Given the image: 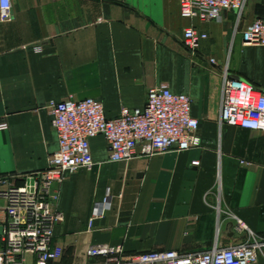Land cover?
<instances>
[{
    "label": "crops",
    "instance_id": "crops-1",
    "mask_svg": "<svg viewBox=\"0 0 264 264\" xmlns=\"http://www.w3.org/2000/svg\"><path fill=\"white\" fill-rule=\"evenodd\" d=\"M12 14L0 22V120L9 125L0 132V176H15L17 186L48 169L58 150L53 103L96 99L115 119L167 84L191 97L199 121V147L129 161H110L104 137L92 139L95 165L56 185L63 221L49 264H103L88 254L95 245L125 255L228 247L249 239L235 218L264 241V133L221 125L227 65L264 92V47L242 40L264 17V0H249L239 23L236 11L183 19L180 0H12ZM189 27L201 41L194 54L183 44ZM8 204L0 196V227Z\"/></svg>",
    "mask_w": 264,
    "mask_h": 264
},
{
    "label": "built area",
    "instance_id": "built-area-1",
    "mask_svg": "<svg viewBox=\"0 0 264 264\" xmlns=\"http://www.w3.org/2000/svg\"><path fill=\"white\" fill-rule=\"evenodd\" d=\"M248 1L180 0V14L183 19L210 22L221 19L225 12L236 11L239 23ZM12 17V0H0V22ZM242 40L247 47H264V17L253 19L242 32ZM200 42L194 27L184 31L183 44L191 53L199 50ZM211 63L216 65L214 59ZM223 72L221 125L264 133V92L231 75L228 65ZM192 104L191 97L174 93L167 84L151 89L142 109L124 108L115 119L106 118L103 104L92 98H70L51 104L59 146L48 169L24 176L21 186L16 185L15 176H0V196L9 202L0 235V264L50 263L55 227L63 221L56 209V185L65 180L67 173L95 165L92 139L104 137L112 162L129 161L138 154L153 156L171 149L188 151L199 147V121L192 116ZM8 129V123L0 120V132ZM235 221V231L248 235V241L190 255L178 251L125 255L122 247L109 245L90 246L88 254L101 257L103 264H257L264 241L243 221Z\"/></svg>",
    "mask_w": 264,
    "mask_h": 264
},
{
    "label": "water",
    "instance_id": "water-1",
    "mask_svg": "<svg viewBox=\"0 0 264 264\" xmlns=\"http://www.w3.org/2000/svg\"><path fill=\"white\" fill-rule=\"evenodd\" d=\"M3 232V227H0V235L2 234Z\"/></svg>",
    "mask_w": 264,
    "mask_h": 264
}]
</instances>
